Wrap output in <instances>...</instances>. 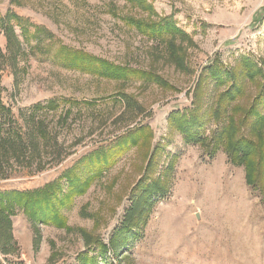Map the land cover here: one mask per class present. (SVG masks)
<instances>
[{
  "label": "rangeland",
  "instance_id": "obj_1",
  "mask_svg": "<svg viewBox=\"0 0 264 264\" xmlns=\"http://www.w3.org/2000/svg\"><path fill=\"white\" fill-rule=\"evenodd\" d=\"M7 12L39 38L26 44L12 22L22 46L13 43L14 58L0 29L6 55L0 59L1 98L18 120L38 103L55 100L60 107L44 115L46 140L33 137L32 150L20 158L13 150L0 153V193L48 185L66 191L68 171L142 125L152 128L155 157L152 151L146 156L144 142L124 155L63 210L66 228L37 225L17 208L12 239L0 235V264H83L95 258L99 264H264L263 191L247 184L244 167L232 165L223 146L215 151L210 144L229 114L236 109L240 121L242 109L264 87V0H0V13ZM129 18L175 21L186 34L175 40L183 67L173 61L170 36L151 39ZM63 47L153 73L165 86L68 69L58 58ZM209 65L236 74L242 91L220 121L213 110L219 102L227 106L221 95L231 82L224 76L225 85H217ZM199 80L203 86L195 91ZM195 102L205 118L203 144L187 143L168 123L171 113L192 112ZM251 128L243 130L256 137ZM152 180L166 186L165 195L146 213L139 206L127 215L142 195L140 186Z\"/></svg>",
  "mask_w": 264,
  "mask_h": 264
},
{
  "label": "trees",
  "instance_id": "obj_2",
  "mask_svg": "<svg viewBox=\"0 0 264 264\" xmlns=\"http://www.w3.org/2000/svg\"><path fill=\"white\" fill-rule=\"evenodd\" d=\"M128 20V23L136 26L143 35H147L151 39H167V36H170L172 40L167 43L172 51L173 61L178 67H183L184 56L179 55L180 48L176 46L175 40L179 37L184 38L186 34L177 27L175 21L171 18H165L159 22L141 21L132 18ZM12 22L20 25L21 34L26 44H30L31 39H37L39 36L32 34L28 27L22 26L21 18L16 14L7 12L3 16L0 13V29L5 30L8 34L7 55L16 58L18 53L15 52L16 47L13 48V43L15 42L19 46L18 50H20V47L22 49V46ZM5 56L0 49V59L5 58ZM58 58H60L61 64L68 69H80L83 72L95 74L105 79L124 82L141 81L165 86V82L153 73L115 65L84 52L68 50L63 47L58 51ZM249 67L252 69L251 66ZM207 69H209V78L217 85H225L224 76H227V80L231 82L229 89L221 95V99L228 102L227 106L223 107V110L219 102L218 106L214 110L212 109L214 115L220 121L222 117L229 114L227 112L228 106L231 103L233 104L241 94L240 81H238L239 77L230 71H226L223 75L221 70L213 65H209ZM253 75L251 74L250 77L253 78ZM207 78H205L206 82L209 80ZM202 86L203 81L199 80L195 91ZM195 96L197 97L196 93ZM196 105V102L192 104V112L178 111L171 113L168 123L184 137L187 143L203 144L207 140L205 133L202 132L205 118H202L197 112ZM59 107V103L55 100L38 103L20 117L21 125L20 121L13 115V110L4 103L0 90V153L14 151L13 156L20 158L23 151L32 150L33 146L30 144V140L33 137L38 138L40 141L46 140L49 136L47 116L50 112L58 110ZM242 110L243 112L239 117L240 121H237L238 111L236 109L229 114L227 125L221 131L214 133L210 144L214 145L215 151L223 146L229 157V162L234 166L244 167L247 184L254 190L259 187L264 196V87L251 100L250 105ZM46 114L47 116L44 117ZM249 125H252L251 131L254 132L256 137L245 134L243 128ZM153 140L152 128L142 125L126 136L121 137L111 148L101 149L86 156L76 168L66 173L64 177L68 183L66 191L61 185H48L33 192L12 191L0 193V235L1 233H8L9 239H12L10 235L12 232L11 217L14 216L17 208L21 209L37 225H52L60 229L66 228L67 218L63 210L71 207L77 197L85 195L105 172L113 169L124 155L142 145L143 142L148 157L152 151ZM213 147H211L212 150ZM153 149L152 156L155 157V148ZM153 159L151 157L147 171H150L153 166ZM79 167L81 168L77 169ZM78 173L86 174L79 176ZM141 186L138 194L142 195L133 202L127 213L129 216H131V213L135 214L139 206L143 207L141 213H146L152 207L153 200L156 197L164 196L167 192L166 186L155 180H152L150 184ZM129 216L127 220L131 218ZM114 242L115 239L112 243ZM103 248L102 252L104 253H100V256L106 254L107 248ZM115 256H117V253H115ZM82 262L83 264H99L96 258L83 260Z\"/></svg>",
  "mask_w": 264,
  "mask_h": 264
},
{
  "label": "water",
  "instance_id": "obj_3",
  "mask_svg": "<svg viewBox=\"0 0 264 264\" xmlns=\"http://www.w3.org/2000/svg\"><path fill=\"white\" fill-rule=\"evenodd\" d=\"M197 219H199V216L197 215Z\"/></svg>",
  "mask_w": 264,
  "mask_h": 264
}]
</instances>
